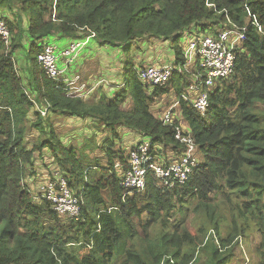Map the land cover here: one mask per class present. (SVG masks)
<instances>
[{
    "label": "trees",
    "instance_id": "16d2710c",
    "mask_svg": "<svg viewBox=\"0 0 264 264\" xmlns=\"http://www.w3.org/2000/svg\"><path fill=\"white\" fill-rule=\"evenodd\" d=\"M0 7V21L11 35L8 49L0 37V264H114L118 259L116 264H190L189 257L182 260L183 246L202 244L192 220L203 211L216 224L212 204L217 200L225 209L232 206L239 219H257V255L264 264V0H0ZM228 19L246 27V40L236 55L234 76L209 94L206 118L182 98L189 85L183 74L175 73L167 86L153 87L149 94L132 64L113 100L102 94L84 101L68 97L61 83L34 69V58L42 50L38 43L51 37L82 39L83 29L95 33L92 41L101 46L120 48L145 39L169 42L175 47L176 65L182 66L181 37L187 40L194 32L216 35ZM21 51L27 56V78L15 58L20 60ZM173 91L187 126L184 131L197 143L203 163L172 190L159 189L151 176L145 192L123 201L115 166L120 162L127 170L128 164L124 151H113L117 128L124 126L181 153L185 145L175 140L174 127L151 112L158 98ZM47 105L49 115L43 117L39 108ZM50 115L98 118L110 129L113 139L106 144L105 166L99 160L82 166L57 135ZM29 117L32 130L46 137L40 136L33 151L27 144ZM43 150L82 200L80 222L58 216L24 183L35 151ZM171 219L172 233L162 234L157 246L138 250L150 228L160 225L166 231ZM217 229L203 238L205 246H215L210 264L225 263L220 254L236 238L237 224L233 220L226 240L217 237Z\"/></svg>",
    "mask_w": 264,
    "mask_h": 264
},
{
    "label": "built area",
    "instance_id": "2783aa9c",
    "mask_svg": "<svg viewBox=\"0 0 264 264\" xmlns=\"http://www.w3.org/2000/svg\"><path fill=\"white\" fill-rule=\"evenodd\" d=\"M213 7L212 4H208ZM227 27L219 29L216 35L192 33L183 48V64L170 62H153L143 68L136 67V73L141 83L149 87H163L170 83L174 74L189 75L191 81L184 101L196 109L203 118L209 112V94L214 92L218 84L232 78L236 69V55L242 49L246 40V27H240L227 20ZM84 37L71 42L66 48L52 42L41 43V52L37 55V62L49 79L61 83L64 92L70 98L84 101L96 97L101 90L109 86V81L102 76L94 81L85 79L73 67L79 56L86 49L95 33L83 29ZM0 37L7 49L11 43V35L3 21H0ZM58 39H56V42ZM49 105L39 109L43 117L49 115ZM164 125L174 127V138L185 145L181 153L173 152L171 157H162L157 145L152 141L139 142L127 154L128 169L117 162L115 169L121 178L120 187L123 190V201L145 192L149 177H154L157 187L161 190H172L177 184L188 181L190 175L201 164L198 158L199 148L193 137L184 131L182 120L173 108L163 112L160 119ZM180 121V122H179ZM187 133V134H186ZM53 175L40 183L35 198L48 202L51 209L60 217L74 222L82 220V200L70 188L68 180L54 169Z\"/></svg>",
    "mask_w": 264,
    "mask_h": 264
},
{
    "label": "rangeland",
    "instance_id": "374dc122",
    "mask_svg": "<svg viewBox=\"0 0 264 264\" xmlns=\"http://www.w3.org/2000/svg\"><path fill=\"white\" fill-rule=\"evenodd\" d=\"M49 41L56 43V38L51 37ZM142 41L143 40H137L130 46L128 45L120 48L101 46L95 42V46L92 50H84L88 51V57L91 58V61L86 62L88 63V74L84 72V74L80 73V70L79 73L83 75L85 79H88L89 75H92L94 78H99L102 76L103 78L107 79L109 81V86L104 88L106 92L101 93H107L106 97L110 100H113V96L119 95L123 90L124 83L126 82V74L130 65L133 64L135 66H139V68H143L149 63L150 58H154L155 56H158L157 58H163L165 61L170 62L171 64L175 63V47H173L171 43L156 41V39H145V42ZM185 42L186 37L182 36L179 46L182 48ZM38 44L40 45L41 43ZM28 47L29 46H27V48ZM155 52L157 53L154 54ZM21 53V61L17 58V55H15L16 62L18 61L17 63L21 66L18 68L17 63H15L19 72H23V75H25L27 78V56L25 55L24 51H21ZM33 63L36 73L40 74L41 67L37 62V57L34 58ZM183 77L185 78L186 85L189 84L191 77L189 75H183ZM182 82L185 83L184 81ZM148 92L149 94H152L153 87H149ZM101 93L98 97H96L97 99L101 97ZM175 98L177 97H175L174 91L164 98H158L152 104L151 110L161 117L163 115L162 109H165L166 105H168V107L171 106V102H173ZM35 101L38 102L36 98ZM131 105L132 101L130 98H128L127 106ZM30 116L34 117L35 114L31 113ZM31 117H29L26 127L27 132L29 133L30 131L27 138L29 151H33V148L38 143L37 140L40 138V136L42 139L46 138L45 136L40 135L39 131L35 129L32 130L31 121L35 120V117L33 120ZM50 117V121L56 130L57 135L60 136V139L65 144V147L70 149L72 154L74 152L77 159H81V161H78H80L82 166H87L94 160L104 161L107 163V149L109 148L106 146V144L109 141H112L113 137L111 130H106L98 118L84 120L79 118L70 119L68 116L62 117L50 115ZM121 131V128H117L119 138L116 141H113L115 143V148H113L114 152L124 151L125 147L128 149L133 144L139 142V140L146 139L145 137L136 133L131 135L127 134L125 137L121 138V135L119 134ZM173 151L176 153L175 150ZM159 153L166 157L167 148H159ZM200 156L201 161H203V156L198 153L197 157L200 158ZM54 169H57L55 166V160H53L51 154L48 153V151H35L34 165L29 164L27 166V174L25 173L26 179L24 180V183H27L31 193L36 194L38 185L48 178L47 175H53L52 172ZM57 170L60 169L58 168ZM216 198L220 199L221 197ZM231 198L233 200V204H238V199L236 198L235 194H232ZM212 206H215V216L217 217L218 222L216 224H212L209 218L204 216L206 214L203 213V211L193 218L191 225L195 231L198 232V236L199 239H201L200 241H202V244H185L182 248V260H184L186 257H189L188 259H192L190 264H210L215 246H211L209 244L208 246H205L206 240H203L204 236L210 238L208 235V233H210L209 231L215 229V227H218L216 231L219 236L217 237L222 238L220 239L221 241L226 240L229 234L233 231L234 220L237 224V230L236 232H233L235 233L236 238L233 239L232 243L224 251L225 253L220 254L226 259L224 264H259L260 258L257 255V247L260 243V235L258 232L257 219L254 217L239 219L237 213L233 211L232 206H229V208L225 209V205L222 200H217V202L212 204ZM91 218L96 221L94 216H91ZM174 220L175 219H171L167 222L168 230L166 231L164 228L161 229L160 225L150 228L148 237L145 240L143 237L142 246H137L138 250L143 252L144 249L150 248L151 245L154 247L157 246L158 243L160 244L161 235L165 232L172 233V231L175 229ZM221 220L223 223H221ZM242 231L243 233H241ZM120 262L121 260L118 259L114 264Z\"/></svg>",
    "mask_w": 264,
    "mask_h": 264
},
{
    "label": "crops",
    "instance_id": "0c3cea01",
    "mask_svg": "<svg viewBox=\"0 0 264 264\" xmlns=\"http://www.w3.org/2000/svg\"><path fill=\"white\" fill-rule=\"evenodd\" d=\"M74 40H76V39H74V38H70V37H63V38H59L58 39V41L55 43V44H57L58 46H59V48H66L71 42H73ZM94 46H95V42H93L92 40L90 41V43L88 44V46L86 47V49L87 50H92L93 48H94ZM84 53V55H82L80 58H79V60H77L76 61V63H75V65H74V67H73V72L74 71H77L78 70V72H79V70H80V73H86V74H88V69H87V66H88V63H86L87 61H91V58L90 57H88V51H84L83 52ZM157 52H155L154 54H156ZM158 56H155L154 58L153 57H151L150 58V61H149V63H152V62H167V61H165L163 58H157ZM146 64V65H150V64ZM83 73V74H84ZM88 79L90 80V81H94V77H92V75H89L88 76ZM101 92H106L105 91V89H103V90H101L100 91V93ZM102 94H107V93H101V95ZM99 95V94H98ZM116 95H114L113 96V98L115 97ZM164 98V97H163ZM166 108L165 109H162L163 111H165V110H167L168 108H173V110H175V112H176V115L179 117V119H181L182 121V124L184 125V127H187L186 126V124H185V122H184V120H183V118H182V116H181V112H180V106H179V100L177 99V98H175V100L173 101V102H171V106H169L168 107V105H166L165 106ZM163 111H162V113H163ZM151 112L154 114V116L155 117H157L158 119H161V117H159L154 111H152L151 110ZM159 112V111H158ZM71 119H73V118H71ZM84 120H88V119H84ZM104 128H106V127H104ZM121 129H122V131L121 132H119V134L121 135V138H123V137H125L127 134L129 135H131V134H134V132L133 131H131V130H129L128 128H125L124 126H122L121 127ZM106 130H107V128H106ZM119 130V129H118ZM146 138V137H145ZM144 140L145 141H147L148 140V138H146V139H143V140H139V142H144ZM139 142H137V143H135V144H133L130 148H128V149H126V147L124 148V152H125V156H127V154H128V152L132 149V148H134L135 146H136V144H138ZM157 147L158 148H163V147H165V146H163V145H157ZM167 148V153H168V157H171L172 155H173V152L174 151H172V149H171V147H166ZM162 157H164V156H162ZM101 163L105 166V164H106V162H104V161H101ZM48 177V176H47ZM47 179V178H46ZM39 184V183H38ZM35 185V184H34ZM37 186V185H36Z\"/></svg>",
    "mask_w": 264,
    "mask_h": 264
},
{
    "label": "clouds",
    "instance_id": "9594fccd",
    "mask_svg": "<svg viewBox=\"0 0 264 264\" xmlns=\"http://www.w3.org/2000/svg\"><path fill=\"white\" fill-rule=\"evenodd\" d=\"M137 67H139V66H137ZM200 157H201V156H200ZM202 163H203V162H202ZM202 163H201V164H202Z\"/></svg>",
    "mask_w": 264,
    "mask_h": 264
}]
</instances>
